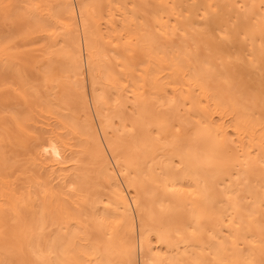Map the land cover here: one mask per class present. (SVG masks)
Returning <instances> with one entry per match:
<instances>
[{"label": "bare ground", "instance_id": "bare-ground-1", "mask_svg": "<svg viewBox=\"0 0 264 264\" xmlns=\"http://www.w3.org/2000/svg\"><path fill=\"white\" fill-rule=\"evenodd\" d=\"M0 264H264V0H0Z\"/></svg>", "mask_w": 264, "mask_h": 264}]
</instances>
